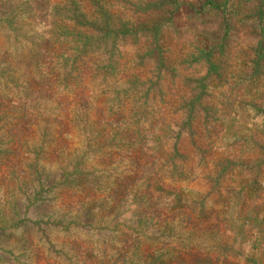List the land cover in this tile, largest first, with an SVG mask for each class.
Listing matches in <instances>:
<instances>
[{
	"label": "trees",
	"instance_id": "trees-1",
	"mask_svg": "<svg viewBox=\"0 0 264 264\" xmlns=\"http://www.w3.org/2000/svg\"><path fill=\"white\" fill-rule=\"evenodd\" d=\"M234 1L203 0L187 18L218 15L225 35ZM241 1L253 6L257 40L248 74L256 81L264 74V0ZM181 5L0 0V159L27 166L30 192L41 202H60L44 228L103 238L105 263L91 257L87 264H264V229L257 230L264 218L252 221L223 197L208 201L197 190L215 187L234 166L260 175L254 161L216 159L219 171L201 161L211 135L194 130L199 115L206 123L216 108L202 95L215 54L211 44L169 59ZM173 66L199 68L203 76L192 82L199 97L170 96L188 86L172 80ZM250 108L264 123L262 103ZM227 226L236 237L256 230L260 257H219ZM208 235L212 247L201 251Z\"/></svg>",
	"mask_w": 264,
	"mask_h": 264
},
{
	"label": "rangeland",
	"instance_id": "rangeland-1",
	"mask_svg": "<svg viewBox=\"0 0 264 264\" xmlns=\"http://www.w3.org/2000/svg\"><path fill=\"white\" fill-rule=\"evenodd\" d=\"M180 1L182 5L177 13V30L172 33L174 38L168 44L169 59L178 61L187 54L207 51L211 44L215 54L211 60L214 68L204 82L209 89L203 90L202 95L213 99L216 108L206 123L199 115L194 130L196 136L211 135L209 144L206 143L203 149L205 155L201 161L208 167L213 163V168H209L211 170L218 169L214 168L216 159L235 157L243 163L254 161L258 164L254 168L258 169L260 175L255 177L254 171L242 174L240 170L244 166H234L215 187L202 185L197 190L208 201L214 202L216 197H223L232 211H247L249 215L245 216L252 221L255 217L264 218V123L250 108L252 103H262L264 107V74L256 81L249 80L248 74L253 59L252 50L257 40L256 24L250 14L253 6L235 0L232 3L233 15L227 16L228 33L224 35L218 15L187 18L191 9H196L203 0ZM173 67L175 70L170 73L172 80L182 79L181 82L188 83V86L185 91L171 90L170 96H183L185 99L199 97L201 91L194 90L197 86L192 84L196 78L203 76V73H198L199 68ZM175 125L178 127V124ZM254 147L257 148L255 152ZM185 149L187 157L195 155L189 145L185 144ZM3 150L4 146L0 147V152ZM26 172V165L0 159V264H54V261L58 264H87L86 258L91 257L105 263L102 258L105 257L103 253L106 244L103 238H91L84 232L63 234L54 227H43L44 220L58 210L60 202L51 200L45 204L39 200L41 196H33L30 184L35 183H30ZM255 179L262 180L253 183ZM258 227L257 230L264 229V223ZM226 229L224 244L215 248L219 257H260L263 250L259 249L260 245L255 240L258 236L256 230L250 226V237H243L242 233L236 237L229 235L236 232L232 230L233 226L231 229L227 226ZM44 230L47 235L42 232ZM216 232L214 228L211 234ZM211 238L208 235L200 239L201 251H205V247H212L213 241L209 242ZM58 258H61L59 262L56 260ZM227 264L236 263L228 261Z\"/></svg>",
	"mask_w": 264,
	"mask_h": 264
}]
</instances>
